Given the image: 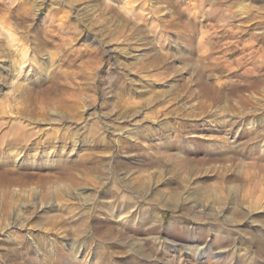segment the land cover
Returning <instances> with one entry per match:
<instances>
[{
    "label": "rangeland",
    "instance_id": "obj_1",
    "mask_svg": "<svg viewBox=\"0 0 264 264\" xmlns=\"http://www.w3.org/2000/svg\"><path fill=\"white\" fill-rule=\"evenodd\" d=\"M33 1L0 0V71L6 73L0 83V112L8 109L13 114L12 105L21 104V98L13 97L14 85L28 78L30 83L43 61L48 70L60 69L74 79L66 93L79 105L75 117L64 119L62 125L84 128L76 145L69 143L60 149L68 159L91 156L87 166L76 170L81 176L78 187L86 189L84 198L93 203L84 207L69 197L65 186L71 184L70 179L53 170L54 162L43 163L21 193L8 198L0 195V264H10L6 253L13 246L24 245L22 240L28 233L40 246L45 245L40 254L31 245L28 255L44 262L54 254L55 245L52 249L49 238L59 245L64 238L56 231L60 225L46 222L49 215L81 222L85 217L79 214H93L90 221L118 223L117 214L129 211L162 214L166 224L176 212L182 225L198 226L209 244L219 234L222 243L211 245L213 253L206 254V264L219 256L221 261L231 260L225 256L233 245L225 230L233 227L227 225L225 215H217V208L211 210L199 203L203 188L224 187L227 201L237 196L240 205L259 195V208L250 214L264 215V171L256 163L264 156L260 153V145L264 146V0H35L37 5ZM228 5L231 13H225ZM213 16L223 20L211 25ZM204 19L208 23H199ZM45 41H49L46 46ZM19 47L28 49L23 69L18 66ZM86 47L100 51L89 75L83 67L94 56L80 53ZM42 67L46 69V64ZM97 77L100 81L96 84ZM214 88L221 89L220 94ZM59 110L65 111L63 107ZM49 115V120H24L27 127L34 128L29 139L39 135V128L53 126L47 121L55 115ZM86 115L89 117L84 121ZM130 127L136 129L134 138L128 136ZM105 133L106 141L100 142ZM237 142L239 158L234 162L209 160L226 152L227 144ZM166 143H170L169 149H164ZM40 151L38 147L28 149L25 163L31 166L35 154V165L40 163ZM168 154L169 159L159 157ZM184 164L190 168L183 169ZM255 173L259 177H254ZM43 174L51 176L47 183L39 178ZM150 176L160 193L179 189L187 199L176 208L168 198L144 197L140 182ZM236 184L240 185L238 193L230 187ZM12 189L19 191L20 185ZM208 198L213 200L214 194ZM40 199L45 202L40 203ZM48 203L53 207H46ZM247 204L243 206L250 210ZM129 226L131 230L125 231L123 238L145 237L133 231L137 223ZM65 227L62 229L73 231ZM89 228H83L90 238L79 256L85 261L68 264H89L99 252L119 264L152 263L131 250L122 237L100 242ZM222 248L223 255H217ZM189 261L195 260L191 257ZM260 263L264 261L258 259Z\"/></svg>",
    "mask_w": 264,
    "mask_h": 264
},
{
    "label": "bare ground",
    "instance_id": "obj_2",
    "mask_svg": "<svg viewBox=\"0 0 264 264\" xmlns=\"http://www.w3.org/2000/svg\"><path fill=\"white\" fill-rule=\"evenodd\" d=\"M37 4L38 3L34 0L33 5H37ZM242 9H244L243 6H241V10ZM225 10H226V12L224 11L225 13H228L227 11H230V13L233 11L231 6H229ZM221 20H223V17L215 18L213 16L210 19V24L217 26V24L221 22ZM67 21L69 22V20ZM199 23H208V22L206 19H204L203 21H199ZM51 24L53 25V23ZM76 35H77V30L75 29L74 36ZM15 39L18 38H14V40ZM70 39H73V37H70ZM65 40L66 39L63 38L62 41L65 42ZM47 44H49V41L44 42L45 46ZM38 48L39 47H36L34 50L40 51V49L38 50ZM18 50L20 57L18 61V66L21 65L20 69H23L22 64L28 61V57L26 55L28 49H26L25 47H19ZM80 53H82V55L87 54L94 56V58H89L92 60H89V63H85L83 67L84 72L87 75H89L92 73L93 70V68H91L94 66L93 60L96 59L95 57L98 56L100 51L95 48L91 49L89 47H86L85 49L81 50ZM41 64L42 65H39L40 67L38 72L35 73L36 75L37 74L38 75L35 76L30 83L26 82V80H28L29 78L18 81L17 84L15 83L16 84L14 85L15 88L13 87L15 90V91L13 90L14 91L13 97L16 96L17 98H21V100L19 101L21 102V104L18 106L12 105L14 107V109L12 110L13 114H11V111H9L8 109L0 112V195L2 198H8V197H12L15 193L17 194L21 193V188L27 184L28 180L30 178H33L35 175L37 176V173L34 170L39 169L43 163L48 165L49 162H54L55 167L53 168V170L55 172H59L61 175L64 176V178L68 177V179H70L69 181L71 182V184L65 186V190L68 189L67 195L69 197L75 198L81 205H84L85 207L93 202H91L90 200H86L84 198L86 189L81 186L78 187V185H80L81 182L80 181L81 176H79L77 170L82 166H87V164L89 163L88 161L91 160V156H87L86 154H84L78 159H68L65 158L66 156L64 157L63 152H61L60 149L62 148L60 146H66V144L68 145L69 143L76 145L78 142V134L84 128V126L78 127L77 124L73 127V129L70 128V125H65V124L62 125L64 119L67 118L71 119L75 117L74 112L79 105L78 100L75 99L73 95L70 96L66 93V89L72 88V85L74 84L75 80L70 78L68 74L64 73V71L60 69L54 68L51 71L50 69L48 70L47 66L49 65H47L45 61H43ZM43 64H46V69L42 67ZM5 76L6 73L4 75V73L0 71V83H3V81H5ZM99 81H100V77H97L95 79V83L97 84ZM214 90L220 94L221 89L214 88ZM5 95L8 96L9 98H12V95L10 96V94L8 93H6ZM62 107L65 111L59 110ZM83 111H85V109H83ZM51 113L54 114L55 117H53L52 119H50V121L47 122L51 123L53 126L39 128L37 131L39 132V135L33 137V139H29L28 134H32L34 128L27 127V124L24 123L25 122L24 120L36 121L39 119V118L36 119L37 117H41V119L43 120L44 119L49 120V116H50L49 114ZM132 115L133 113L131 112L129 116ZM88 117L89 116L86 115L84 117V121L87 120ZM54 124H59L60 126L57 127ZM180 127L182 128L183 126L180 125ZM135 130H136L135 128L130 127L128 131V136L134 138L135 135L133 134ZM100 137H99L100 142L106 141L105 138H107V133H105L104 135L101 134ZM193 137L196 136L194 135ZM173 141L175 140L173 139ZM169 145L170 143L169 144L166 143L163 146L164 149H169L168 148ZM52 146L55 147L54 149L56 150L53 151L50 150ZM37 147L41 148L40 154L39 156H37L39 157V160L41 162L35 165V161H36L35 160L36 154H35V156H33L31 160L32 165L28 166L25 163L26 152L28 149H33ZM238 147H239L238 142L235 145L227 144L224 148L225 150H227L226 152H222V154H217L218 156L213 155L212 157H210L209 160L218 159V160H230V162L231 161L234 162L239 158L238 157L239 153L237 152ZM260 147H261L260 153L264 152V146L260 145ZM19 156L21 163L20 161L17 160ZM159 157L163 159L164 158L169 159L171 158V155L168 154L165 157L160 155ZM175 160H177V158H175ZM152 161L154 160L152 159L151 162ZM59 162L62 163L59 164ZM176 162H178V160ZM256 163H258L257 166L262 171H264V156H261ZM256 163H254L253 166H255ZM188 165L189 164H184V166H182L183 169L190 168V166ZM30 169H33V171H31ZM99 170L101 169L99 168ZM40 176H41L39 177L41 178L40 180L44 181V183H47L51 178L49 174L48 175L43 174ZM85 176L86 175H84L83 178ZM256 176L259 177L258 174L255 173L254 177ZM140 183H141L140 184L141 187L144 188V190L142 191V195L144 197H149L151 199H155L156 197H160L162 199L168 198V201L174 204L176 208L180 207L182 203H184V200L187 199L188 197L185 196L184 192L179 189L176 191L169 192L170 194H167L168 196L165 193H160L153 186V183L151 181V176L149 178L146 177V180ZM16 184L20 185V189H18L19 191H16V189L14 190L12 189V186ZM230 187L233 192L238 193V191L240 190V185L237 184ZM223 189L226 188L222 187V189L220 188L214 190H211L209 188H203L201 190V194H204L203 199L202 200L198 198L192 199L194 200V202H198L200 200L201 202L199 201L200 202L199 205L201 204L205 208L211 210L214 207L217 208V215L218 216L220 214L225 215L227 225L229 224L231 227H233V229L227 228L229 230H225V232L228 233L227 239L230 240V242L233 244L232 247L227 250V254L225 256L227 258L232 257V259L229 261H226L227 259L225 261H221L222 257L219 256L218 258L214 259V262H210L209 264H257L258 259L264 261V215L255 216L253 215V213L250 214V212L255 211L256 209L259 208L258 206L260 203L259 195L257 196V199L252 198L253 202L252 200L250 201V198L249 199L247 198L246 200L243 201V205H248L247 203H249L250 205L249 206L250 210H247L246 206L237 203L238 202L237 196L232 197V201L228 202ZM212 193L214 194V199L209 201L208 196L212 195ZM116 194H117L116 196L122 198L126 197L125 194H121V195L119 193ZM43 202L45 201H42L40 199V203ZM250 202L252 204H250ZM45 206L52 208L53 204L48 203ZM174 213L175 214H173L171 221L168 224H166V221L162 214L160 216H158V214H133V212L131 213V211H129V213L127 214H123V213L117 214V216L119 217L118 223H115L113 222V220H109V219H105V220L94 219L93 221H90L89 218L93 217V214H79L80 217H85L83 218V220L81 219V222H74V219H70V218L65 219V218H59L56 215H49V217L46 218V222L52 225L54 224H57V226L60 225L59 228L57 227L56 231L57 233H59L60 237L64 238V241L63 242L61 241V245H59L55 241V239L48 237L49 238L48 242H50L51 248L53 249L55 247L54 254L52 256H48L46 261L42 262L41 260H38V258H36L35 260V256H33V254L28 255V252L30 251L29 247L31 245L36 246V251L34 252L39 254L41 253V251L45 246L44 243H43V247L40 246L38 244L39 242L35 241V239H33L31 237V234L29 233L25 237L26 240L25 239L22 240V243H24L25 246L22 245L20 248L17 247L18 245L13 246V248H9V252L6 254L7 256H10L9 257L10 264H51L54 262H56V264H68V262H76L75 260L85 261L81 259L79 256L82 254L83 249L87 247V240L88 238H90V235H89V231L83 230V228L88 229L90 226L91 228L89 229L91 230L92 234L95 233L97 239L100 242L109 243V242H113L117 237L123 238V235H125L126 233L125 231L131 230L129 225L131 222H133L134 224L137 223L138 225L136 229L135 228L133 229V231L135 233L142 232L143 234H145V237L138 238L132 241L129 240L130 239L129 237L128 238L125 237L123 238V241L127 243L129 242V246H130L129 248L131 250L138 252L148 260H151L152 261L151 264H190L189 260H191V257H193L195 260L194 263L191 264H206L205 262L206 254H208L209 256L210 252L213 253V249L211 248V245L218 244L220 246V244L222 243L219 242L220 241L219 234L216 233L218 237L214 239L212 238L213 241L209 244L208 242H206L207 240L205 239L206 237L203 235L204 233L199 231L198 226L191 227L189 225L186 226L182 225L181 221L179 220L178 214L176 212ZM139 218H141L140 222L137 221ZM65 226L70 227L71 230L73 229V231L70 232L69 230L67 231L65 229H62ZM217 231H221V229H217L216 232ZM163 233L167 234L168 236H164ZM7 235L9 236L10 239L13 238L11 237L10 233L9 234L7 233ZM178 237H183L185 240H183V238L181 240H183L184 242L180 241L179 240L180 238ZM32 248L33 247L31 246V249ZM223 251L224 249L222 248L221 250H217L216 253L217 255H223ZM87 262L88 261H86V263ZM89 264H119V263L113 262L111 258L107 259L99 252V257L90 260Z\"/></svg>",
    "mask_w": 264,
    "mask_h": 264
}]
</instances>
